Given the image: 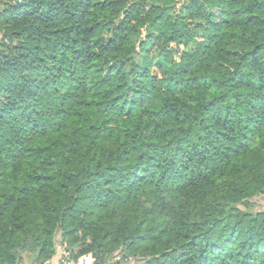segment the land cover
<instances>
[{
    "label": "trees",
    "instance_id": "1",
    "mask_svg": "<svg viewBox=\"0 0 264 264\" xmlns=\"http://www.w3.org/2000/svg\"><path fill=\"white\" fill-rule=\"evenodd\" d=\"M0 35V264H264V0H0Z\"/></svg>",
    "mask_w": 264,
    "mask_h": 264
},
{
    "label": "rangeland",
    "instance_id": "2",
    "mask_svg": "<svg viewBox=\"0 0 264 264\" xmlns=\"http://www.w3.org/2000/svg\"><path fill=\"white\" fill-rule=\"evenodd\" d=\"M251 210H264V196L257 197L254 199ZM56 240H57V244H56L55 255L51 259L47 260L45 264H62L63 262V258L65 256L63 251L64 250L66 251L67 244L65 242H62V237L60 233L57 235ZM26 255L27 254L25 253V256ZM120 258L121 257L113 258L108 264H137L138 263L136 260H132V259H127L122 262V259ZM23 264H36V263L35 262L32 263V260L25 257ZM74 264H80V263L74 261Z\"/></svg>",
    "mask_w": 264,
    "mask_h": 264
},
{
    "label": "built area",
    "instance_id": "3",
    "mask_svg": "<svg viewBox=\"0 0 264 264\" xmlns=\"http://www.w3.org/2000/svg\"><path fill=\"white\" fill-rule=\"evenodd\" d=\"M11 1L15 2L17 0H11ZM63 252H64L65 256L63 258L62 264H74V260L70 256V252L68 250H66V251L64 250Z\"/></svg>",
    "mask_w": 264,
    "mask_h": 264
}]
</instances>
